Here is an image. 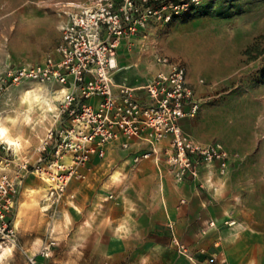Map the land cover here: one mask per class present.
<instances>
[{"label": "rangeland", "instance_id": "rangeland-1", "mask_svg": "<svg viewBox=\"0 0 264 264\" xmlns=\"http://www.w3.org/2000/svg\"><path fill=\"white\" fill-rule=\"evenodd\" d=\"M83 1L0 0V128H4L0 157L22 159L36 150L54 123L58 97L43 83L11 82L7 71L41 62L57 43L71 5ZM180 4L175 17L151 19L142 33L158 52L185 66L187 82L199 101L195 116L186 118L185 131L201 142L220 141L228 151L223 172L216 162L201 165L205 168L196 177L198 204L203 202L201 208L210 215L222 211L226 219L212 217L208 223L213 221V227L220 223L221 229L236 226L238 237L254 250V261L260 264L264 261V0ZM142 73L139 80H145L147 69ZM26 90H30L28 101L23 98ZM148 159L133 162L123 152L107 156L93 178H72L49 208L47 184L27 170L31 175L23 186L27 175L18 173L22 201L12 213L14 218L18 204L23 213L15 221L20 229L18 245L35 253L36 264H194L177 250V239L194 252L195 259L201 253L200 262L217 264L216 252L202 248L195 253L179 238L169 217L185 205L184 191L167 167L161 166L160 177ZM7 170L11 175L18 172ZM198 226V232L206 235L208 228ZM180 231L185 234L184 227ZM48 243L49 254L44 256L38 249ZM3 250L0 264L23 263L20 258L10 261Z\"/></svg>", "mask_w": 264, "mask_h": 264}, {"label": "built area", "instance_id": "built-area-1", "mask_svg": "<svg viewBox=\"0 0 264 264\" xmlns=\"http://www.w3.org/2000/svg\"><path fill=\"white\" fill-rule=\"evenodd\" d=\"M182 4L162 0L73 3L50 53L41 62L7 71L11 82L43 83L58 97L54 123L36 148L37 159L29 164L28 157L22 158L15 164L18 172L11 175L7 169L13 159L0 157V251L18 245L12 213L18 200L20 169L35 173L47 184L48 208L60 200L71 179L84 177L91 159L103 158L114 142L127 148L135 139L145 141L148 149L133 155V162L151 158L160 167L164 161L177 182L197 176L204 163L216 162L220 172L225 170L228 151L220 141L201 142L182 128V120L197 113L199 101L180 60L155 51L159 67L145 83L128 85L113 77L122 41L131 46V39L149 20L169 21ZM166 137L168 146L160 148L159 142ZM174 243L195 262L183 243L177 239ZM49 245H43L39 253L48 256ZM26 259L28 264H36L34 254H27Z\"/></svg>", "mask_w": 264, "mask_h": 264}, {"label": "crops", "instance_id": "crops-1", "mask_svg": "<svg viewBox=\"0 0 264 264\" xmlns=\"http://www.w3.org/2000/svg\"><path fill=\"white\" fill-rule=\"evenodd\" d=\"M142 32L143 29L140 30L131 39L133 43L131 46H129L127 42L122 41L116 55L117 68L113 74L115 81L124 82L128 85L143 84L155 73V71L159 67L153 57L154 52L157 50L155 49V47L150 45L151 40H149L150 44L148 43L149 37H147ZM147 52H149L151 64L146 60V56L148 55ZM144 68L147 69L148 75H146L145 80H139L140 77H144V73H142V69ZM135 73L137 75H135ZM185 127H187L186 118L182 120V128L184 131L186 129ZM158 145L160 148H166L168 146V137L161 140ZM148 147L149 146L145 141L138 139L133 140L127 148H122L118 145L117 142H114L107 146L103 158L107 156H110L112 158L114 154L123 152L127 153L130 156V159H132L133 155L146 151ZM25 156L28 157V159L30 160V164H32L37 159L38 153L34 149L31 153H26ZM103 158L93 157L91 159V162L89 163L91 165V168L85 171V175H87L89 178H93L95 176V171L98 168H101V161ZM19 159L20 158H15L13 159V161H9V167L14 170L17 169L15 164L20 163L21 159ZM148 160L156 167V169L160 173V177H162L161 166L164 170H166V165L164 163L162 165L161 163L160 167H158L151 158H149ZM200 167L198 171L205 168L204 166L202 168ZM19 173L24 176L27 175V172L24 169H20ZM30 175L31 174L23 178V186L28 184ZM196 177L197 176L193 178H187L186 180L179 182L181 184L180 190L184 191L183 195L186 199V203L184 206L180 207L181 209L174 211V214L171 213L169 217V221H174L175 223V230L177 231L179 238L182 239L183 242L190 244L189 249L191 248V250L195 251V253L197 252V250H202V248H208V250L210 249V251L212 250L216 252L219 260L223 259L224 262L228 261L229 264H258L257 262L255 263L253 258V255L255 257V254H253L254 250H252L247 244H245V241L241 237H238L237 233L235 232V229H238L236 226L221 229L222 226L220 225V223H218L215 227H213L214 224L211 225L210 222L208 223L209 218L213 217L219 221L222 218L224 219L225 216L222 215V211H219V214L217 215H210L209 213H206L203 208H201V206H203V202L200 203L201 205L198 204L201 198L196 188V185L199 182L198 178ZM21 201L22 200L18 197L17 203ZM196 206L200 209V212L195 208ZM19 207L20 206H18L17 204V211L15 212L14 218L12 216V221L15 229V221L18 220V217L21 218L23 214L20 213ZM198 224H200L201 226L204 225L208 228L206 235H203L202 232H198ZM183 227L186 231L183 232L185 234H182L180 231ZM18 231L16 229L17 234ZM212 244H214L216 247H213ZM20 247L12 248L11 250L4 249L3 252L7 254L6 256L10 261L20 258L23 263L17 262V264H27L26 255L35 253H32L30 249L25 247L24 245H20ZM39 250L40 247L38 251ZM193 253L191 254L193 255ZM196 254L198 258H194L195 262H192L194 264H203V262H200L203 259V255L201 253ZM260 264H264V261H261Z\"/></svg>", "mask_w": 264, "mask_h": 264}, {"label": "bare ground", "instance_id": "bare-ground-1", "mask_svg": "<svg viewBox=\"0 0 264 264\" xmlns=\"http://www.w3.org/2000/svg\"><path fill=\"white\" fill-rule=\"evenodd\" d=\"M30 93V90H26L25 91V94H24V96H23V98L24 99H26L27 101L29 100V97H28V94ZM34 98H36L37 100H40V95L39 94H36L35 96H34ZM4 132V128H0V133H3ZM2 137V136H1ZM7 141H9L10 143L12 142V141H10L9 139L7 140ZM46 208H48V206H46Z\"/></svg>", "mask_w": 264, "mask_h": 264}, {"label": "trees", "instance_id": "trees-1", "mask_svg": "<svg viewBox=\"0 0 264 264\" xmlns=\"http://www.w3.org/2000/svg\"><path fill=\"white\" fill-rule=\"evenodd\" d=\"M174 3L178 4V3H181L182 1L184 0H172Z\"/></svg>", "mask_w": 264, "mask_h": 264}]
</instances>
